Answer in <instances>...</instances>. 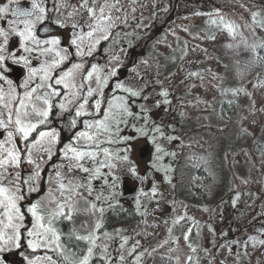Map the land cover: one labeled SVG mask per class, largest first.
Segmentation results:
<instances>
[{
	"label": "rangeland",
	"instance_id": "1",
	"mask_svg": "<svg viewBox=\"0 0 264 264\" xmlns=\"http://www.w3.org/2000/svg\"><path fill=\"white\" fill-rule=\"evenodd\" d=\"M49 1L53 5L47 7L46 0H40L48 10V16L52 20L66 23L65 28L52 24L53 27L64 33L75 31L78 36H82L83 40L78 39L77 43L85 53L101 33L98 32L91 38L87 36V24L92 21L86 10L80 8V0ZM171 3L175 6L174 13L168 14ZM106 4L110 7H105V16L110 15L112 18V26L107 29L108 37L116 30L120 35L115 41V49L111 54L105 53L104 60L108 64V70L120 69V83L141 92L135 98L121 93L128 100L135 119L126 117L127 123L119 125L118 134L115 125L112 133H100L97 136L98 148L88 147L92 142L83 139L76 141L74 136L58 151V142L49 143L45 139L43 147L51 149V158L47 151L39 150L41 145H37L32 149L33 163L27 161L31 138L25 142L17 135L14 140L21 151V163L19 167H9L6 171L0 169L5 171L6 176L2 183L7 185L12 180L22 185L23 194H27V198L20 202L24 212L38 201L45 212H55L59 204H64L67 209L69 206L76 209L75 214H89L85 216V220H90L92 224L101 220L99 211H89L92 203L103 207L104 214L123 207L129 209V215L134 212L143 214L148 207L154 210L164 206L165 214L159 218L144 217L140 230L135 231L123 224L111 229L104 226L97 232L99 241L107 246L113 264H137V256L141 257L139 264H146L149 258L158 257H166L176 264H264V244L260 243L264 240V231L260 232L264 225V59H261L264 57V49L258 54L262 61L261 69L243 79L240 91L244 95L235 101L236 113L230 117L222 108L225 120L230 119V123L221 130L216 128L219 122L216 121L214 106L222 100L220 91L224 85V74H243L247 67L238 61L255 54L259 48L253 51L252 45L264 43V31L254 25L255 22L261 23L264 20V0H89V5L95 7L97 13ZM5 6L11 7L8 0H4L2 7ZM160 13L166 19H163V23L154 25L152 32L149 28ZM254 14H257L255 19ZM220 17L224 24L210 22ZM74 22L78 25L76 29L72 28ZM133 22L137 24L132 25ZM226 24L234 26V32H230L225 27ZM40 26L37 25V29ZM19 27L22 29L23 25ZM77 35L71 36V39ZM15 37L17 40H14ZM15 37H10L9 42H12V46L17 43L19 57L27 56L30 63L25 67L23 62L13 63L7 60V69L10 70L8 73L13 69H24L25 74L21 76V72H17L14 78L23 84L26 81L28 83V88L19 85L22 90L20 96L14 92V108L19 106L18 100L23 98V91L32 87L34 82L41 83L39 73L29 79L30 65H37L36 68L39 69L42 63L51 58L40 55L41 49L34 45H29L34 49L31 54L24 53L19 47V38ZM71 39L65 43L61 37L59 47L67 48L70 54L76 56L77 49L71 44ZM104 40L100 39L93 50ZM134 49L136 56L132 53ZM11 53L19 59L14 50ZM8 55L9 53L5 56ZM130 56L134 57L132 63L127 65L126 60ZM219 56H224L227 60L226 66L219 62ZM69 59L70 55L61 65L66 64ZM125 69L127 73H124ZM79 71L75 73V81ZM193 73L197 75H192ZM86 83L96 95L98 88L95 79L89 81L86 78ZM2 85L0 89L4 90L7 98L8 89H14V84L3 82ZM79 86L76 83V90ZM41 90L38 89V92ZM116 90V87L113 88L107 101L113 98ZM162 91L168 93L170 103L162 102ZM66 95L69 96L68 93ZM234 96L237 97L238 94ZM68 102L69 100L63 103L67 107L75 105L74 99ZM89 102H92V98ZM35 103L43 107L39 101ZM86 107L91 112L90 104ZM142 108L145 111L142 112ZM106 111L107 102L101 117L97 119H103ZM144 116L148 117L147 121L143 119ZM82 117L87 118V122L96 120L91 115ZM32 119L38 118L33 116ZM139 128H144L147 135L141 136L137 131ZM156 128L160 131L156 132ZM217 130L226 136V143L216 137ZM237 130L242 133H237ZM88 131L95 133V129ZM124 137L129 138L127 143ZM167 137L175 139L169 140ZM109 139L113 142L108 143ZM6 140V132L0 129V142ZM69 144L82 150L96 151L98 161L111 162L114 167H102L103 175L89 181L88 174L75 167L77 161L65 158V147ZM157 145L162 149L161 153L155 152ZM104 148L114 154L110 160L104 156ZM172 153L175 155H171ZM123 155L128 156L127 161L115 158ZM211 158L216 160L224 175V184L217 200L211 204L203 202L201 174L193 179L192 198L188 199L178 186L181 166L184 163L199 165ZM82 163L90 168L99 167V164L91 160ZM133 167L136 169L135 176L129 172ZM37 172L38 178L32 179ZM57 172L60 173L59 177ZM115 178L119 179L113 187ZM26 181L29 183H25ZM58 181L66 186L63 193ZM70 182L83 186L91 183L92 194L89 195L85 187L77 189L79 194L67 191ZM30 183L34 184L36 191H28ZM154 187L155 196L152 194ZM97 195L109 199L107 202L103 199L96 200ZM137 200L140 201L139 207ZM110 204L114 207H109ZM78 222L85 223L83 220ZM25 223L31 231L33 220L30 215L25 217ZM104 232H108L109 237L105 238ZM185 235L188 236L187 240ZM23 237L27 249L32 253L29 259L35 261V264H47L44 257L47 256L48 249L42 246L33 251L28 247L30 237L27 232H24ZM124 238H127L128 243L121 250L120 244ZM133 246L135 251L131 258L129 252ZM15 250L14 247L11 250L6 248L0 253V257L6 260L7 255ZM121 252L125 256L124 261L119 260ZM20 264H28L27 259L21 260Z\"/></svg>",
	"mask_w": 264,
	"mask_h": 264
},
{
	"label": "snow or ice",
	"instance_id": "2",
	"mask_svg": "<svg viewBox=\"0 0 264 264\" xmlns=\"http://www.w3.org/2000/svg\"><path fill=\"white\" fill-rule=\"evenodd\" d=\"M10 5H15L11 9L7 6L0 7V20H4L7 16H11L14 19L7 20V29L0 27V72L7 73L8 69L5 67L6 61L11 60L13 63L23 62L25 67H28L30 60L27 56L21 55L19 59H16L15 54L9 52L8 56L4 55L5 48L9 44V39L13 35L19 37V47L23 50L24 53L31 54L34 49L29 47V45H34L35 48L41 49L40 55H48L51 58L46 60L41 64L40 68H29V79L36 76L37 73L40 74L41 83L37 88H32L30 91L24 93L23 98L18 100V107H13L15 100L14 92L12 88L8 89L7 98L4 96V90L0 89V129H3L6 132L7 140L5 142H0V169L7 170L9 167H19L21 163V151L17 148L15 144L14 137L20 136L23 141L28 142L29 138L32 137L31 146L29 147V154L27 156L28 163H33L32 149L36 148L37 145H41V151H47L49 153V158H51V149L43 147V141L47 139L49 143L58 142V133L54 130L52 131H38L41 125H46L49 122L51 115H61L64 112H68L65 103H59L55 105L53 103V97H59L61 95V90L55 88L52 83L49 81L53 80V70L60 67L67 59L70 53L67 48H60L61 37L59 35H51V38L40 39L37 35V25H44L45 23L57 25L58 28H65L66 23L59 20H52L48 16V10L40 2V0H30V7H21V0H8ZM105 7H110V5L101 6L99 13L95 7L89 5V0H80V8L86 10L89 19L92 21L87 24L89 31L87 32L88 37H93L96 33H101L93 43L88 46V54L90 55L96 44L99 43L100 39L108 38L107 29L112 25L110 23L111 16H105ZM57 11L59 9L57 8ZM202 13H196V15H201ZM71 15V14H70ZM213 15V14H208ZM215 15L218 16V13ZM257 14L253 15L255 19ZM212 24H224L223 18L220 17L218 20L213 19L210 21ZM23 25L21 29L19 25ZM78 27L77 23L72 24V28L76 29ZM225 27L228 28L230 32H234V26L226 24ZM260 27H264V23L260 24ZM44 31L47 33L49 29L44 28ZM75 35V33H74ZM83 40L82 36H76V38L71 39V44L76 47V55L83 56L84 53L81 51L80 44L77 43V40ZM253 51L257 48L264 49V43L254 44L251 46ZM63 53V54H62ZM264 59V57H261ZM82 64H73L71 68L67 71L60 73L59 78L54 80L55 85H62L64 89L74 88L75 85L72 82L75 77L76 71L82 69ZM192 75H197L193 73ZM117 76V69H111L107 74H101L100 69L97 65H92L91 71H88L87 78L89 81L95 79L97 84L98 92L101 97H103V88L108 87L109 77ZM0 81H3L11 85V81L6 79L5 75H0ZM24 88H28L27 81L22 85ZM115 87L117 90L123 93H127L129 97L135 98L141 95V92L138 90H133L130 87H125L122 83H116ZM38 89H44L43 92H38ZM233 95H237L240 90L233 89L231 90ZM35 94L34 100L33 96ZM70 95L76 96L75 92H71ZM164 100V104L170 103L167 99L168 93L162 91L160 93ZM94 96V91L91 87L87 89V96L82 97L83 102L78 105L75 110L74 116L70 117L68 127L76 128L78 123V118L82 116H90L91 112L87 110V105L89 104V98ZM147 99V97H144ZM67 99V97H65ZM35 101H39L43 107L38 106ZM70 102V101H69ZM102 99H96L93 107L96 110V113L99 114L101 111ZM60 109L59 113H54V108ZM159 107V103L157 104ZM141 111H145L144 108ZM6 114V116H5ZM35 116L38 119L33 120L32 117ZM126 117H132L135 119V114L131 111L129 107L128 100L125 96H114L111 100L107 101V111L104 112L103 119H96L93 122H85L84 127L86 131H77L74 133L76 141L81 139L85 141L92 142L88 147H99V142L97 136L100 133H112L113 125L116 126V134L119 132V125L121 123H127ZM145 121L148 120L147 116H144ZM95 129V133L88 131ZM141 136L147 135V132L144 128L137 129ZM156 132H159L160 129L156 128ZM37 133L36 137H33V133ZM124 141L127 143L129 138L124 137ZM167 139L172 140L175 137H167ZM155 140V137H153ZM108 143H112L113 140L109 139ZM6 145H11L7 147ZM130 151V149H127ZM156 153H161L162 149L157 145L155 147ZM71 154V155H69ZM103 154L109 160L113 157L114 154L110 153L108 148L103 149ZM171 155H175L172 153ZM65 158L69 160L77 161L75 167L80 171L87 173V179L89 181L93 179H99L103 174L101 173L102 167L112 168L114 165L111 162H104L97 160V152L82 150L81 148L75 147L73 144H69L65 147ZM123 161L128 160L127 155L115 157ZM159 159V156L156 157ZM91 160L96 164H99V167H88L82 161ZM5 171H0V253H3L5 249L11 250L13 247L19 249L21 247V241L23 239L24 232H27L28 237V247L33 251H36L39 247H45L48 250L54 252L57 256V259H53L52 256H46L44 259L47 261V264H92L94 260L101 262V264H113L111 259V254L108 251L106 245H100L97 241L100 237L97 235V232L104 227L103 225V215L104 208L98 207L96 203L91 204L90 212L99 211L101 215V220L97 221L93 228L88 231L86 234H80L75 228H73L69 234V240L74 239L75 241L82 242L83 247L80 244L77 245V248L80 250L79 254L77 252H70L62 243L61 237L62 233L54 226V222L58 218H62L69 222H72L73 215L76 213V209L69 206L68 211L65 212V205L59 204L58 210L55 212H45L41 207V203L38 201L31 204L27 208V211L24 212L22 209L21 201L25 200L27 197L22 192V185L16 184L14 181L9 180L7 185H4L2 181L6 179ZM129 172L135 176L136 169L130 168ZM56 175L59 177L60 173L57 172ZM39 172L36 173L35 177L32 179L38 178ZM19 179V177H17ZM119 178L113 180V187L118 183ZM107 182V181H106ZM29 183V182H25ZM59 189L62 191L66 190V186L62 181H58ZM80 187H85L89 195L92 194L93 188L91 183L87 186L80 184H71L67 188V191L71 193H76L77 189ZM34 184H29L28 191H36ZM143 194V193H142ZM153 196L156 195L155 187L152 189ZM70 198V197H69ZM104 200L107 202L108 197H103L101 195L96 196V200ZM137 206L139 207L140 201H136ZM109 207H114L110 204ZM30 215L33 223L31 225L32 230L29 231L24 224L25 217ZM108 232H104L103 236L105 238L109 237ZM188 239V236L185 235V240ZM254 239V238H251ZM128 243L127 238L123 239V242L120 244V249L123 250L125 245ZM261 244H264V240L260 241ZM191 247V245H189ZM98 250V251H97ZM135 251V246L132 247L129 254ZM195 251V249H193ZM28 264H35V261L25 257ZM125 256L123 252L119 255V260L124 261ZM141 257L137 256V264H139ZM0 264H6L5 258L0 257Z\"/></svg>",
	"mask_w": 264,
	"mask_h": 264
},
{
	"label": "flooded vegetation",
	"instance_id": "3",
	"mask_svg": "<svg viewBox=\"0 0 264 264\" xmlns=\"http://www.w3.org/2000/svg\"><path fill=\"white\" fill-rule=\"evenodd\" d=\"M46 2H47V4H46L47 7H50L51 5H53V3L52 4L49 3L50 2L49 0H46ZM3 5H4V0H0V7H2ZM14 6L15 5H11V7H8V8L11 9ZM20 6L26 7V8L30 7V2H28L27 0H21ZM8 19H14V18L9 15ZM8 19L5 18L4 20H0V27L7 29V27H8L7 26V20ZM45 24H49V23H45ZM50 25L53 28V31H54L53 34L59 35L60 37H62L64 39L65 43L71 39V36L72 37L74 36V33H75V35H77L75 31H68V33H64V31H62L61 29H56L53 27L52 24H50ZM41 26H43V25H41ZM40 27H38V29H37L38 38L46 39V38H50L51 35H53V34H51V35L46 36V37L39 36V28ZM119 35L120 34L118 33L117 30L113 31L107 39H105L104 41H102L98 45L97 49L92 50L90 55L88 54V50L85 51L83 56H78V55L75 56L73 53H71L70 59L68 60V62L66 64L60 65L59 68L53 70V73H52L53 80L49 81V83H52L55 88L61 90V95L59 97H53V103L55 105H58L59 103H63L67 100L72 101L73 99H74L75 105H77V104L79 105L80 103L83 102L82 97L87 96L88 87H87V83H86V78H87L88 71H91L92 65H97L98 68L100 69L101 74H107L110 71L107 69L108 64L105 63L106 60H104V54L106 53L108 55L109 53L111 54L113 52V50L115 49L114 46L116 44L115 41L117 40ZM67 36H70V37H67ZM13 37H15V35H13L12 38ZM14 40H17L16 37L14 38ZM0 42H2V38H0ZM13 50L15 51V53L18 54L19 53L18 50H20V49H18L17 43L14 46H12V42H9V44L5 48L4 55L8 54L9 52H12ZM19 55L20 54H18V57H19ZM7 64L8 63L6 61L5 67H8ZM73 64H82L83 65L82 69H80V71H79V75L77 76L76 81L75 80L72 81L74 83V85H76V83H78V85H80L79 89L76 90L75 87L71 88V89H64L62 85H55L54 80L58 79L60 73L63 71H67L69 68H71V66ZM36 66L37 65H35V66L30 65V68H36ZM17 72L18 73L21 72V74H20L21 76L23 74H25L24 69H21V71H17V70L13 69L9 73H8V71H7V73L0 72V75H5L7 80H11L12 84H14L13 88L15 90V93L20 96L22 90L20 89L19 85H23V82L20 80H17V78H14V75ZM124 73H127V71L125 70ZM120 77H121L120 76V69L118 68L117 69V76L109 77L108 87L103 88V97H101L99 95V92H97L96 95L91 97L92 102H89V104L92 108V110H91V113H92L91 118L92 119H97V118L101 117V114L103 113L107 99L110 98V96L112 95V90H113V88H115V84L120 83V81H121ZM2 83H3V81H0V85H1L0 87L3 86ZM32 85L33 86L29 87V89L35 88V87L37 88V86L39 84H35V82H34ZM29 89L27 91H30ZM43 91H44V89H42L39 92H43ZM69 91H70V93L72 91H74L76 93V96L70 95ZM23 92H26V91H23ZM67 93L69 94V96L66 95ZM77 93H78V95H77ZM121 93L122 92H119L116 90L114 96H121L122 95ZM34 97H35V94H34L33 98ZM65 97H67V99H65ZM91 98H89V99H91ZM101 98L104 100V104L101 107L100 113L97 114L96 110H94L95 108L93 107V105H94L96 99H101ZM75 105L72 107L68 106L67 108L69 109V111L64 112L61 115H55V114L51 115L49 118V122L46 125H41L40 128L45 127L46 130H44V131L54 130L56 133H58V138L61 135H70V138H69V142H70L73 139L75 132L84 131V128H85L84 123L87 121V118L80 117V118H78V123H77L76 128L73 129V128L68 127L70 117L74 116V112H75V108H76ZM59 112H60V109L58 108V106L56 108H54V113H59ZM156 210L157 209L151 210V208L148 207L145 209L143 214H139V213L134 212V213H130V215H129V213H128L129 209L127 207H123L121 209L117 208L114 210H109L107 213H105L103 215V221L102 222L104 223V226L106 228L111 229L115 226H120V225L125 224V225H128L133 230L137 231L143 227L142 221L144 220V217L150 216L152 218H159L160 216L164 215L166 212V208L164 206H163V208H160L157 211ZM67 211H68V209L65 208V212H67ZM88 215L89 214L81 212L80 214H74L73 215L72 222H69V221L64 220L62 218H58L54 222V226L59 230L60 233H62V237H61L62 243L70 252H77L79 254L80 250L77 248V245L80 244L81 247H83V244H82V242L75 241L74 239L69 240V238H68L69 232L73 228H75L77 230V232H79L80 234H86L94 226V224H92L90 220H88V221L85 220V216H88ZM79 217H81V219H79ZM100 217H101V215H100ZM78 220L79 221L83 220V221H85V223L81 224L78 222ZM124 222H127V223H124ZM97 243L102 245V241L98 240ZM132 254H133V252H131L129 257L132 258L134 256V254L133 255ZM46 255L52 256L53 259H57L56 254L50 250H48V252H46ZM126 255H128L127 252H126ZM96 262L101 264V262L96 261V260H94L92 262V264H95ZM146 264H176V263H174L172 260H170L166 257H158L156 259L149 258L147 260Z\"/></svg>",
	"mask_w": 264,
	"mask_h": 264
},
{
	"label": "trees",
	"instance_id": "4",
	"mask_svg": "<svg viewBox=\"0 0 264 264\" xmlns=\"http://www.w3.org/2000/svg\"><path fill=\"white\" fill-rule=\"evenodd\" d=\"M179 2H182L183 0H176ZM190 1V0H189ZM173 4L171 3L170 6H168V14H173L174 8ZM178 7V6H177ZM162 13L159 14V16H156V19L154 21V24L150 26V30L154 32V25L156 24H161L163 23V19L166 17L161 15ZM264 23V20L263 22ZM261 23L255 22L254 25L257 26L258 28L262 29L264 31V27H260ZM149 30V31H150ZM149 41V39H147ZM143 50V49H141ZM263 49H258L256 50L255 54H251L249 57L243 58L239 60L238 62L244 66L247 67V70L244 71L243 74L240 73H234V72H226L223 76V83L224 85L221 88V96L222 100L216 101L217 103L214 105L216 108V114H217V122L219 124H216L217 129H222L224 126H227L230 123V119L225 120V117L223 116L222 108H224L227 113H229L230 117H233V115L236 113V106H235V101L240 100L241 97L244 95L242 91H239L238 96L235 97L232 94L233 89H238L240 90V87L243 85V79L248 78L249 76L253 75L254 73H257L258 70L261 69V60L258 56L259 52H261ZM136 49L133 50V54L135 55ZM139 52V51H138ZM140 53V52H139ZM141 54V53H140ZM133 56V57H134ZM255 56H258L257 59ZM132 56L129 57V60H126L127 65L129 62L132 63ZM219 62L223 65L226 66L227 60L224 58V56H219ZM176 66V65H175ZM174 66V68H175ZM127 67V66H126ZM128 68V67H127ZM127 71V69H125ZM246 97V96H245ZM238 98V99H237ZM102 99V98H101ZM103 100V99H102ZM104 101V100H103ZM104 103H102L103 106ZM44 131L46 130L45 127H41L38 131ZM237 133H242L240 130L236 131ZM37 133H33L32 136L36 137ZM216 137H219L220 140H223V142L226 143V136L221 135L219 130L215 133ZM31 141H32V137ZM69 138L70 135H61L58 138V151L60 148H62L65 144L69 143ZM257 145V143H256ZM255 145V149H256ZM256 151H258L256 149ZM58 155V154H57ZM201 170V171H200ZM200 171V172H199ZM198 174H201L203 183H202V188H201V193L203 195L202 199L203 202L207 204H211L212 202H215L218 198L219 192L221 191V188L224 184V175L221 172L220 166L217 164L216 160L213 158L206 160L205 162L199 164V165H193V164H186L184 163L181 166L180 170V176H179V181H178V186L180 190L182 191L183 195L185 197L192 198L191 194L192 192V182L195 177H197ZM27 196V194H24ZM25 226H29L27 223H25ZM249 229V228H248ZM264 231V225L261 227V231ZM25 240L24 238L21 241V247L19 249H16L13 252H10L7 257H6V262L8 264H20L21 260H23L25 257L29 258L31 257V252L27 249L25 245Z\"/></svg>",
	"mask_w": 264,
	"mask_h": 264
},
{
	"label": "water",
	"instance_id": "5",
	"mask_svg": "<svg viewBox=\"0 0 264 264\" xmlns=\"http://www.w3.org/2000/svg\"><path fill=\"white\" fill-rule=\"evenodd\" d=\"M136 24H137V22H133L132 23V25H136ZM45 27H47L49 29V32L46 33L44 31ZM53 33H54V31H53V28L51 27L50 24H44L43 26H41L39 28V36H41V37H46V36H49V35H51ZM156 209L159 210V207H157ZM95 264H100V263L96 262ZM220 264H223V263H220Z\"/></svg>",
	"mask_w": 264,
	"mask_h": 264
}]
</instances>
